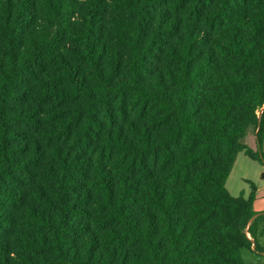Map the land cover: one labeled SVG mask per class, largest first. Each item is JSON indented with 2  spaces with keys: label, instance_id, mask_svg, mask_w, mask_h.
<instances>
[{
  "label": "trees",
  "instance_id": "obj_1",
  "mask_svg": "<svg viewBox=\"0 0 264 264\" xmlns=\"http://www.w3.org/2000/svg\"><path fill=\"white\" fill-rule=\"evenodd\" d=\"M263 140L264 0H0V264H246Z\"/></svg>",
  "mask_w": 264,
  "mask_h": 264
},
{
  "label": "crops",
  "instance_id": "obj_2",
  "mask_svg": "<svg viewBox=\"0 0 264 264\" xmlns=\"http://www.w3.org/2000/svg\"><path fill=\"white\" fill-rule=\"evenodd\" d=\"M247 133H248V131H247ZM254 133H255V131H254ZM253 136H254V141L252 139L253 142H251V144H249V147L252 149L255 148V134ZM262 149L264 151V140H263V144H262ZM242 153L243 152H240V156H246L244 153H243L244 155ZM238 154H237L236 160L238 158ZM243 158H244L243 164H245V166L250 165L251 168H254V166L251 165L249 163V161H251V162H256V161H253L250 158H249V161H246L245 157H243ZM236 160H235V162H237ZM235 162H234L233 166L234 165L238 166L237 163L235 164ZM260 168L263 170L262 178L264 179V165L261 166ZM231 171H232V169H231ZM230 174H231V172H230ZM230 174H229V176H230ZM228 179H229V177L227 178V181H228ZM241 179L245 183L248 184L249 189H250V186H249L248 182H252L257 187L255 182H253V180H255L256 178H254L253 180L248 179V178H240V180ZM227 181H226V188L232 196L236 197V196H239L240 194H243V197L247 198L250 195V190L249 191L240 190V191H237L236 193H231L230 190L228 189ZM244 185H246V184H242V186H244ZM253 210L256 213L264 212V193L260 195V193H258V188H257V196L253 202ZM242 258L246 264H264V221L260 222V224H258V226H257L256 237H255V246L253 245L251 247L250 251H244V254H242Z\"/></svg>",
  "mask_w": 264,
  "mask_h": 264
},
{
  "label": "rangeland",
  "instance_id": "obj_3",
  "mask_svg": "<svg viewBox=\"0 0 264 264\" xmlns=\"http://www.w3.org/2000/svg\"><path fill=\"white\" fill-rule=\"evenodd\" d=\"M254 129L250 128L248 130V133L246 134L245 138L243 139V143L249 147V144L254 141ZM253 139V141H252ZM243 154V153H242ZM244 155V154H243ZM243 157H245L246 161H249V158L247 156H240V153L238 154L237 163L238 166L234 165L231 171V174L229 176V179L227 181V186L228 189L230 190L231 193H236L237 191L240 190H246L249 191L250 189L248 188V184L245 183L242 179L240 178H248L253 180L255 184L257 185L258 188V193L263 194L264 193V179L262 178V172L263 170L260 168L263 166L262 164L258 162H251L249 163L254 166V168H251L250 165L243 164ZM242 184H246L242 186ZM244 188V189H243ZM244 254V251L242 252Z\"/></svg>",
  "mask_w": 264,
  "mask_h": 264
},
{
  "label": "built area",
  "instance_id": "obj_4",
  "mask_svg": "<svg viewBox=\"0 0 264 264\" xmlns=\"http://www.w3.org/2000/svg\"><path fill=\"white\" fill-rule=\"evenodd\" d=\"M263 109H261L259 112H258V115H260L262 113Z\"/></svg>",
  "mask_w": 264,
  "mask_h": 264
}]
</instances>
